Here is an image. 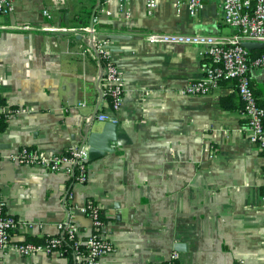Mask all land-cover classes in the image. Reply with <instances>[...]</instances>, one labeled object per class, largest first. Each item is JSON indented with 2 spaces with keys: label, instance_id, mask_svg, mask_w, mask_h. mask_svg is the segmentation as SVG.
I'll use <instances>...</instances> for the list:
<instances>
[{
  "label": "crops",
  "instance_id": "1",
  "mask_svg": "<svg viewBox=\"0 0 264 264\" xmlns=\"http://www.w3.org/2000/svg\"><path fill=\"white\" fill-rule=\"evenodd\" d=\"M175 1L158 0L150 16L146 0H131L128 17L117 2L101 0L99 30L130 36L107 40L125 77L119 111L101 92L100 58L89 33L0 29L3 104L9 111L29 109L12 113L0 131V193L18 220L15 242L58 235L64 222L75 224L85 240L93 229L84 207L92 199L105 218L102 236L114 245L102 264H157L173 252L180 264H264V155L251 139L234 82H221L205 96L183 95V87L203 77L209 59L195 45L140 35L233 29L222 21L223 0H207L196 16L187 7L178 12ZM97 5L15 0L12 13L0 14V25H89ZM251 76L264 106V68ZM97 109L116 117L115 141L113 124L94 117ZM87 126L99 142L86 138ZM75 144L106 153L90 160L83 183L8 158L24 145L53 155ZM76 261L74 252L24 256L0 247V264Z\"/></svg>",
  "mask_w": 264,
  "mask_h": 264
},
{
  "label": "built area",
  "instance_id": "2",
  "mask_svg": "<svg viewBox=\"0 0 264 264\" xmlns=\"http://www.w3.org/2000/svg\"><path fill=\"white\" fill-rule=\"evenodd\" d=\"M115 1L120 9L130 16L128 8L131 0H105V3ZM207 0H176V9L181 12L187 7L192 16H196L205 6ZM158 7V0H146V12L152 16ZM15 9V0H0V14L8 15ZM101 13L110 14L107 9ZM222 21L233 29L230 33H181L169 31H144L140 35L146 41L167 44H188L200 47L201 54L209 59L204 67V75L200 79L189 82L180 91L183 95L205 96L217 89L221 82L232 81L243 104L247 118V125L251 131V139L260 148L264 155V106L258 101L254 92L251 72L254 68H264V53L251 56L245 42H260L264 44V0H223ZM45 13L48 11L45 10ZM94 46L91 48L104 61L106 68L102 78V94L109 101L114 111H119L125 97L124 72L114 57L108 41L99 38L101 34L108 33L99 30V15L94 17ZM19 29L22 31H47L51 34H82L89 33V25L73 28L67 25H51L48 23H21L13 26H2L0 29ZM85 106L86 103H81ZM29 109L15 108L7 110L3 104L2 80L0 79V114L22 113ZM100 121L116 122V117L98 112ZM2 158L0 154V159ZM8 158L18 164L28 166H41L50 173H62L74 178L78 182H86L88 177V164L90 162V146L72 145L67 151L60 154L49 155L42 150L24 145L11 153ZM264 199V186H263ZM85 213L92 220L93 231L85 239L79 237V228L70 222L60 223V230L68 233V240L72 242L73 252L76 255V264H102V258L114 251L111 240L102 236L101 230L104 223L100 219V206L89 199L84 207ZM18 225V220L9 214L4 197L0 193V247L4 250L17 249L22 255L28 256L38 253L63 254L60 234L49 236L41 242L25 240L15 242L13 231ZM85 245L88 252L84 254L80 246ZM169 260H178V253L173 252Z\"/></svg>",
  "mask_w": 264,
  "mask_h": 264
},
{
  "label": "water",
  "instance_id": "3",
  "mask_svg": "<svg viewBox=\"0 0 264 264\" xmlns=\"http://www.w3.org/2000/svg\"><path fill=\"white\" fill-rule=\"evenodd\" d=\"M101 4V0H98V5L97 7L94 8L92 14H91V19H90V22H89V27H90V42H91V45L94 46V42H93V39H94V27H95V23H94V17L96 15V11H97V8L98 6ZM127 37H130L128 35H123V34H118V33H104V34H101L99 36L100 39L102 40H109V39H123V38H127ZM244 45L249 49V50H252L256 47H264V44L263 43H260V42H245ZM110 46V45H109ZM111 48V47H110ZM95 49V47H94ZM112 50V48H111ZM99 57V56H98ZM100 70H101V75H100V80L103 78L104 74H105V71H106V68L104 67V65L102 64L101 60H100ZM102 92V91H101ZM98 113V109L95 111V115L94 117L97 115ZM109 124H113L112 126L109 125V127L112 130V142L115 141L116 139V122H111V121H108ZM107 130H108V127H107ZM92 137H95L97 139V141L99 142V139H100V135H94V133L90 134V130H89V127L87 126L86 128V138H89L88 140H93ZM102 141V140H101ZM95 146V145H93ZM99 147H102L106 150H108L109 148H107L106 146H103V145H100V143L98 144ZM106 153H102L100 151H98L97 149H94V147H91L90 146V160H93L97 157H100V156H103L105 155Z\"/></svg>",
  "mask_w": 264,
  "mask_h": 264
},
{
  "label": "trees",
  "instance_id": "4",
  "mask_svg": "<svg viewBox=\"0 0 264 264\" xmlns=\"http://www.w3.org/2000/svg\"><path fill=\"white\" fill-rule=\"evenodd\" d=\"M84 24L86 25L88 23L85 22ZM259 53H264V47L263 48L262 47H256V48L251 50V56L252 57L259 54ZM101 62H102V64L104 63L103 60ZM256 96H257V94H256ZM258 101H259V98H258ZM5 115H6V113L0 114V131L5 129V127H6L7 118H5L6 117ZM99 212H100V219L105 224V218L103 217V213H102L101 208H100ZM47 237H49V236H47ZM60 238H61V242H62L61 248L64 250V252H69V253L73 252L72 250L74 249V247L72 245V242L68 240V233L65 230H63L60 233ZM29 240L33 241V242H41V240H37V239L36 240L35 239H29ZM80 249L84 254H86L88 252V248L85 245H81ZM157 264H180V263L178 262V260H169L168 259L166 261H163V262L157 263Z\"/></svg>",
  "mask_w": 264,
  "mask_h": 264
},
{
  "label": "rangeland",
  "instance_id": "5",
  "mask_svg": "<svg viewBox=\"0 0 264 264\" xmlns=\"http://www.w3.org/2000/svg\"><path fill=\"white\" fill-rule=\"evenodd\" d=\"M67 26H68V25H67ZM83 26L86 27V26H88V24H86V25H85V24H83V25H75V26H70V25H69V27H73V28H81V27H83Z\"/></svg>",
  "mask_w": 264,
  "mask_h": 264
}]
</instances>
